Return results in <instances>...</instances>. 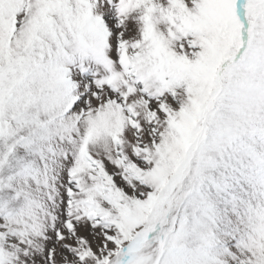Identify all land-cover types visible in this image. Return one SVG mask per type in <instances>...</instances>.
I'll return each mask as SVG.
<instances>
[{"label": "snow or ice", "instance_id": "obj_1", "mask_svg": "<svg viewBox=\"0 0 264 264\" xmlns=\"http://www.w3.org/2000/svg\"><path fill=\"white\" fill-rule=\"evenodd\" d=\"M0 264H264V0H0Z\"/></svg>", "mask_w": 264, "mask_h": 264}]
</instances>
